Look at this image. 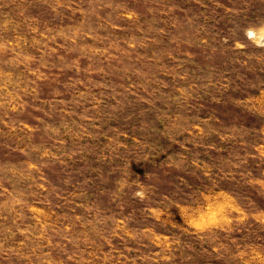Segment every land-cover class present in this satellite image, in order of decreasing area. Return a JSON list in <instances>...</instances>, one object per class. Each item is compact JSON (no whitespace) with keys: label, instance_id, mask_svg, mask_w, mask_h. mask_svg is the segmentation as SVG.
<instances>
[{"label":"rangeland","instance_id":"374dc122","mask_svg":"<svg viewBox=\"0 0 264 264\" xmlns=\"http://www.w3.org/2000/svg\"><path fill=\"white\" fill-rule=\"evenodd\" d=\"M262 24L264 0H0V264H264Z\"/></svg>","mask_w":264,"mask_h":264},{"label":"clouds","instance_id":"9594fccd","mask_svg":"<svg viewBox=\"0 0 264 264\" xmlns=\"http://www.w3.org/2000/svg\"><path fill=\"white\" fill-rule=\"evenodd\" d=\"M245 35L249 41H251L257 47H264V24L260 26H251L245 30ZM135 196L143 199L145 194L143 192H136ZM220 213L219 209L211 212L203 213L201 211H195L190 217V224L196 230H202L208 226V217L215 218Z\"/></svg>","mask_w":264,"mask_h":264}]
</instances>
